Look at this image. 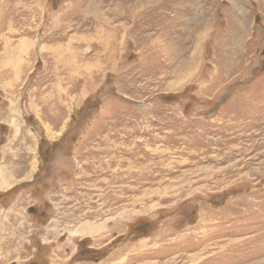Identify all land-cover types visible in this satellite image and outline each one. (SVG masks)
I'll return each instance as SVG.
<instances>
[{"label":"rangeland","instance_id":"374dc122","mask_svg":"<svg viewBox=\"0 0 264 264\" xmlns=\"http://www.w3.org/2000/svg\"><path fill=\"white\" fill-rule=\"evenodd\" d=\"M0 264H264V0H0Z\"/></svg>","mask_w":264,"mask_h":264},{"label":"bare ground","instance_id":"6f19581e","mask_svg":"<svg viewBox=\"0 0 264 264\" xmlns=\"http://www.w3.org/2000/svg\"><path fill=\"white\" fill-rule=\"evenodd\" d=\"M88 232V230H85V229H81V230H75V231H71L70 234L71 236H74V235H84Z\"/></svg>","mask_w":264,"mask_h":264}]
</instances>
